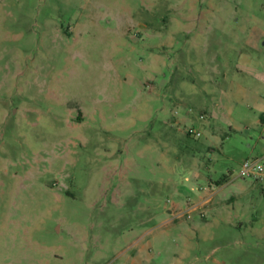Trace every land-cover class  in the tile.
<instances>
[{
	"label": "rangeland",
	"instance_id": "374dc122",
	"mask_svg": "<svg viewBox=\"0 0 264 264\" xmlns=\"http://www.w3.org/2000/svg\"><path fill=\"white\" fill-rule=\"evenodd\" d=\"M216 70L264 101V0H0V264H264Z\"/></svg>",
	"mask_w": 264,
	"mask_h": 264
},
{
	"label": "crops",
	"instance_id": "0c3cea01",
	"mask_svg": "<svg viewBox=\"0 0 264 264\" xmlns=\"http://www.w3.org/2000/svg\"><path fill=\"white\" fill-rule=\"evenodd\" d=\"M210 73L214 77L213 82L215 88L213 90H215L217 86L221 85L220 81H218L220 77L223 78L224 82L231 83L230 92L229 93L224 92L222 94L221 101H223L222 102L224 105L223 107L228 109L233 116L234 113L239 115L238 118L235 119L236 123L238 124L246 123L249 126L253 127L254 129H258L261 126H264V101L259 100L257 97H254L253 91L248 90L245 86L241 84H238V86L235 89L234 85L236 84V79L229 78L230 72H224V70L221 71L216 70L215 72H208V74ZM243 73L244 72H237V75L240 76L243 75ZM209 79H210L209 81L212 82V78ZM203 81H205V79H203ZM205 82H207V77ZM212 93H214V91H210V92L205 91V94L207 95H211ZM194 96L195 97L199 96V93H194ZM173 98L174 97L172 96V94L168 96L169 100H173ZM249 98L253 99V107H249V109H247L243 106V104H244V100H247ZM196 99L197 98H195V100ZM189 102L190 101L188 102L184 101L183 104L180 105L185 110V117H183L179 121L177 120V122L181 123V122H186L190 119H194V117H191V113L194 110L193 107L194 105L190 104ZM175 113L178 114L176 110ZM211 198L212 195L206 198H202L199 202V205L202 203L206 204Z\"/></svg>",
	"mask_w": 264,
	"mask_h": 264
},
{
	"label": "built area",
	"instance_id": "2783aa9c",
	"mask_svg": "<svg viewBox=\"0 0 264 264\" xmlns=\"http://www.w3.org/2000/svg\"><path fill=\"white\" fill-rule=\"evenodd\" d=\"M188 133L191 137L194 138L200 136V133L195 132L193 129H190ZM261 160H255V161L246 160L243 164L242 174L248 177L257 176L258 178L262 179V177H264V166L261 164Z\"/></svg>",
	"mask_w": 264,
	"mask_h": 264
}]
</instances>
